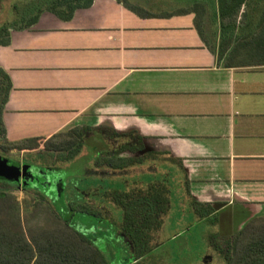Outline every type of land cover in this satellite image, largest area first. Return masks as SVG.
Masks as SVG:
<instances>
[{
    "label": "crops",
    "instance_id": "0c3cea01",
    "mask_svg": "<svg viewBox=\"0 0 264 264\" xmlns=\"http://www.w3.org/2000/svg\"><path fill=\"white\" fill-rule=\"evenodd\" d=\"M175 2L141 0L132 10L123 1L93 0L68 19L44 10L29 26H10L9 42H0V69L11 83L5 137H37L39 149L79 127L115 150L125 139L102 131L138 135L143 149L119 155L152 158L110 169L95 167L93 157L82 170L128 184L125 175L155 171L152 154H163L185 172L186 198L228 218L221 235H230L264 217V62H220L217 39L203 27L202 36L195 13ZM92 197L91 190L84 196L100 210Z\"/></svg>",
    "mask_w": 264,
    "mask_h": 264
},
{
    "label": "rangeland",
    "instance_id": "374dc122",
    "mask_svg": "<svg viewBox=\"0 0 264 264\" xmlns=\"http://www.w3.org/2000/svg\"><path fill=\"white\" fill-rule=\"evenodd\" d=\"M123 1L132 6H136L137 1L141 2V0ZM172 1H176L178 5H174V7L180 9H192L196 1L205 2V0H147V2H162L164 4L172 3ZM32 2H37V5L34 6ZM80 2L82 1L0 0V26L4 23L11 24V26L24 25L34 13L40 10L42 12L52 7L62 6L65 11ZM15 4L17 9H14ZM244 10L242 7L238 13L225 21V23L229 22L227 24L228 29L224 34L220 31L219 22L213 18L210 6H205V10L199 16L201 26L207 31V38L217 39L213 50L219 58L221 57L220 62L224 64L230 61H242V56L238 58L231 56L234 49L242 45L244 40H248L247 38L260 34L264 27L263 8L254 13L255 24L251 29L241 33L236 27L234 29V21L237 25L244 23ZM1 97L2 94L0 93V100ZM84 139L85 142L90 143L89 134L86 130H84ZM119 139L118 141L121 142L122 140ZM68 141H70V137L67 135L55 137L48 141L47 146L54 149ZM83 149L85 152L72 161L62 162L60 161V153L65 155L66 149L63 152L48 151V154H44L43 145L41 148L33 149L30 152L20 150L12 147L6 141L0 127V156L23 162L35 161V158L38 159L40 155H45L48 163L44 164L56 168V170L48 171L50 174L48 180L50 177L51 184H44L43 182L40 189L23 188L20 183L12 184L11 182L0 181V191L12 193L16 197L22 227L26 232L38 233L42 229L48 228L53 232L62 233L68 228L64 226L62 221L64 219L72 223L78 231L98 246L108 264H227L218 251L214 249V244L222 243L224 245L226 237H233L232 234L221 235L223 231H226L222 228L223 224L226 225L229 222L228 218L215 215L201 219L194 213L191 199L186 198L185 172L180 166L181 169L163 154L156 155L154 156L156 159H152L157 166L155 171L151 173L138 171L125 175V181L128 180L129 182L126 184L122 180L118 181L112 174L101 172L102 174L97 177L94 175V171L82 170L83 165L89 164L94 157V150L88 143L82 146L81 150L83 151ZM154 181H162L169 187L170 208L165 217L163 228L155 233V239L152 242L155 248L138 261H134L131 256V246L119 229L122 210L119 206L111 203L106 197V192L116 188L128 191L133 185L145 186ZM130 183L132 185H129ZM90 190L92 191V198L102 201L100 210L97 207L98 204L88 203L84 198ZM108 200L109 202H107ZM84 202L93 205L98 214L82 213L72 210L69 206L70 203L75 207L76 204L74 203L82 204ZM104 205H106L107 210L111 209V215H108ZM261 222L264 221H260L258 224ZM248 238L249 235H243L238 242V248H241L248 241ZM206 256L210 258L205 261Z\"/></svg>",
    "mask_w": 264,
    "mask_h": 264
},
{
    "label": "trees",
    "instance_id": "16d2710c",
    "mask_svg": "<svg viewBox=\"0 0 264 264\" xmlns=\"http://www.w3.org/2000/svg\"><path fill=\"white\" fill-rule=\"evenodd\" d=\"M81 1L72 5L69 10L64 11L62 6L52 7L48 10L60 18L68 19L76 8L87 7L93 0ZM32 4L36 6L37 2H32ZM124 4L132 10H136L126 2ZM205 6H210L212 9V16L215 21L219 22V28L223 34L228 29L227 24L229 21L227 23L225 21L238 13L243 7L245 9L243 12L244 23L237 25L234 21L233 25V28L236 27L241 33L254 26V13L264 8V0H205L202 3L196 1L192 9H180L179 11L195 13V23L202 36L203 31L199 16L205 10ZM14 9H17L16 4ZM40 11L34 13L26 24L19 26H29L36 22L41 13ZM10 26L11 24L8 23L0 26V42L3 44L9 42L8 28ZM247 39L244 40L242 45L237 46L231 55L234 58L242 56V61H230L225 64L226 66L261 64L264 62V27L260 34ZM10 88L11 83L8 75L0 69V93L2 94L0 100V127L4 137L2 111ZM84 130L75 127L70 131L52 136L50 139L67 135L70 137V141L53 149L47 146L50 139L46 140L42 143L44 154H48V151L63 152L69 148L65 155L60 153V161H72L80 153L82 146L87 143L84 139ZM135 138L137 141L134 144L125 143L120 148L112 151H108L106 147L101 145H94V166L97 168L124 169L144 162L148 157L143 156L138 159L119 155L124 150L143 149L141 137L136 135ZM6 141L12 147L20 150L38 149L40 145V140L37 137L19 141H8L6 139ZM155 154L158 153H154L152 156H156ZM35 161L43 164L48 163L45 155H40L38 159L35 158ZM94 173L97 172L94 171ZM19 180L0 179V181L11 182L12 184L18 183ZM106 197L121 208L122 220L119 229L131 246L132 258L134 260L141 259L155 248L152 244L155 233L163 225L164 217L170 208L169 187L162 181H154L145 186L136 184L128 191L111 190L106 192ZM74 204H76L75 207L72 203L69 204L72 210L94 215L98 213L94 206L87 202ZM191 206L194 213L201 219L216 215L214 208L209 203H201L191 199ZM59 217L62 219L60 215ZM62 221L64 226L68 227L67 230L63 229L62 233L53 232L48 228L42 229L38 233L26 232L22 227L16 197L12 193L0 191V264H108L102 251L92 240L78 231L69 221L64 219ZM260 221H264V217L248 222L242 229L233 233V237H226L224 245L222 243L214 244V249L218 251L227 264H264V222L258 224ZM243 235H249L248 241L241 248H238V242ZM90 246L94 248L92 247V249Z\"/></svg>",
    "mask_w": 264,
    "mask_h": 264
},
{
    "label": "flooded vegetation",
    "instance_id": "af4514ba",
    "mask_svg": "<svg viewBox=\"0 0 264 264\" xmlns=\"http://www.w3.org/2000/svg\"><path fill=\"white\" fill-rule=\"evenodd\" d=\"M102 132H103L102 136L107 138V139H113V140H117L119 138L121 140L125 139L124 143H129V144L137 141V139L135 138L136 135H126V134L119 135L118 133H115V132H107V131H102ZM99 135L100 134H97L96 132H94V141H90L89 140L90 143H93L94 145H101L102 143L98 139L100 137ZM132 138H134V139H132ZM108 151H112V150H108ZM125 151H129V150H124L122 152H125ZM122 152H120V153H122ZM10 160H11V161H9L10 163L18 162L21 165L22 164H29L30 165L29 168H28V172L26 173L25 177L24 178H20V180L18 182V183L21 184V186L23 188L32 187L33 189H40L41 183H43V182H44V184L45 183L51 184V180H50L51 178L50 177H49V180H48V176L50 175L48 173V171L56 170L55 167H52L50 165L46 166L43 163H40L38 161H33V160L23 161V162H19V161L12 160V159H10ZM105 173L106 172H104V174ZM99 174H102L101 171L97 172V173H94V175H97V177H98ZM106 174H108V173H106ZM207 258H210V257L206 256L205 257V261L207 260Z\"/></svg>",
    "mask_w": 264,
    "mask_h": 264
},
{
    "label": "water",
    "instance_id": "95a60500",
    "mask_svg": "<svg viewBox=\"0 0 264 264\" xmlns=\"http://www.w3.org/2000/svg\"><path fill=\"white\" fill-rule=\"evenodd\" d=\"M8 158L0 156V179L18 180L24 178L28 172V164L9 162Z\"/></svg>",
    "mask_w": 264,
    "mask_h": 264
}]
</instances>
